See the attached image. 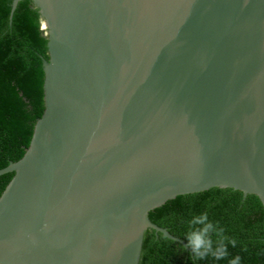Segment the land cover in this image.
Returning a JSON list of instances; mask_svg holds the SVG:
<instances>
[{
  "label": "water",
  "instance_id": "95a60500",
  "mask_svg": "<svg viewBox=\"0 0 264 264\" xmlns=\"http://www.w3.org/2000/svg\"><path fill=\"white\" fill-rule=\"evenodd\" d=\"M12 0L9 20L18 2ZM42 116L0 195V264H138L149 212L264 208V0H31Z\"/></svg>",
  "mask_w": 264,
  "mask_h": 264
},
{
  "label": "trees",
  "instance_id": "16d2710c",
  "mask_svg": "<svg viewBox=\"0 0 264 264\" xmlns=\"http://www.w3.org/2000/svg\"><path fill=\"white\" fill-rule=\"evenodd\" d=\"M11 3L0 0V169L18 161L29 146L44 111L42 61L48 60L38 10L31 0H21L9 20ZM12 176H0V195ZM148 217L188 249L148 229L138 264H229L236 256L239 264H264V208L255 195L212 188L177 196ZM205 225H211L206 236L212 238L213 249L223 238V258L193 259L187 236Z\"/></svg>",
  "mask_w": 264,
  "mask_h": 264
},
{
  "label": "clouds",
  "instance_id": "9594fccd",
  "mask_svg": "<svg viewBox=\"0 0 264 264\" xmlns=\"http://www.w3.org/2000/svg\"><path fill=\"white\" fill-rule=\"evenodd\" d=\"M204 218V216L201 217V219ZM210 228L211 225H205L204 228L198 231L194 230L191 232V234L187 236V239L189 241V247L191 248L194 254L193 259H204L206 256H212L215 259H221L227 254L222 237H220L217 241L218 247L216 249H213L212 238L206 236V233H208ZM232 243L234 244V241ZM239 261L240 257L236 256L229 261V264H239Z\"/></svg>",
  "mask_w": 264,
  "mask_h": 264
}]
</instances>
